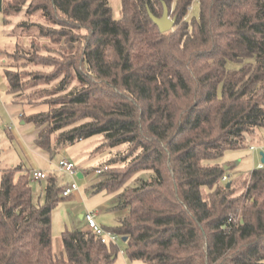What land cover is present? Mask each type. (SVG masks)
Here are the masks:
<instances>
[{
  "label": "trees",
  "instance_id": "16d2710c",
  "mask_svg": "<svg viewBox=\"0 0 264 264\" xmlns=\"http://www.w3.org/2000/svg\"><path fill=\"white\" fill-rule=\"evenodd\" d=\"M163 5L176 18L166 32L149 15ZM2 10L4 24L22 18L0 54L35 145L50 157L96 135L109 153L126 146L94 188L136 175L108 229L126 238L129 260L264 264V164L235 185L229 166L203 162L264 128V0H120L117 19L108 0H2ZM30 180L21 164L0 171V264H118L117 244L87 225L64 228L54 253L64 186L47 173L40 203Z\"/></svg>",
  "mask_w": 264,
  "mask_h": 264
},
{
  "label": "rangeland",
  "instance_id": "374dc122",
  "mask_svg": "<svg viewBox=\"0 0 264 264\" xmlns=\"http://www.w3.org/2000/svg\"><path fill=\"white\" fill-rule=\"evenodd\" d=\"M108 1L111 6L112 16L115 19L119 18L120 0ZM191 6L190 16L197 17L198 8L196 2ZM4 16V11L1 9L0 49L8 51L16 41L10 30L22 18L10 17V23L4 24ZM170 17L172 16L170 15ZM5 60L6 57L0 54V90L2 86L6 85L4 76ZM49 86L52 85H48L47 87ZM73 86L74 84L71 83L69 89ZM69 89H66L65 92ZM61 93H64V91ZM38 108L45 110L46 107H37L35 110ZM20 121L19 117L15 119L9 117L0 100V171L20 164L30 170L33 166L37 165L33 153L20 132L21 128L29 124L21 125ZM103 142L104 138L102 135L84 138L60 149L50 157L48 173L55 175L58 186L65 187L67 184L75 182L79 190V198H75L71 194L63 199L61 198L60 206L62 204L64 207L62 213L66 216V221L64 222L67 223L69 229L86 226L84 221L79 218V215L87 211L96 212V222L107 229L113 227L117 223V220L126 214V209L119 207V195L126 186L131 185L136 175L130 177L121 187L113 191L97 190L94 188V185L103 178L102 175L95 173V168L105 165L111 157L119 155L126 150V146L123 145L113 149L109 153L107 149L100 147ZM251 147L254 149H251ZM260 152H264V128H257L252 134H247L242 147L226 150L220 157L204 160L203 162L210 165L229 166L226 169V173L229 176L228 181H232L235 185H241V182L248 176L249 172L256 168L257 164L261 163ZM61 158H66L73 163L76 168L74 174L70 175L58 171L57 164ZM79 170L83 172V176L80 178L77 176ZM30 184L34 201L42 203L45 180H30ZM117 246L118 254L116 261L118 264H147L143 261L129 260L127 258L125 255L126 243L121 240V237L117 240ZM61 248V238L53 234L52 249L54 253H58V250H61Z\"/></svg>",
  "mask_w": 264,
  "mask_h": 264
},
{
  "label": "crops",
  "instance_id": "0c3cea01",
  "mask_svg": "<svg viewBox=\"0 0 264 264\" xmlns=\"http://www.w3.org/2000/svg\"><path fill=\"white\" fill-rule=\"evenodd\" d=\"M0 100L2 102L3 107L5 108L6 113L9 115V117L11 119H15L16 117L20 116V113L22 112V107H21V105L12 102L11 96L6 91V85H4V87L2 86V89L0 90ZM20 124L26 125L27 123H23L22 121H20ZM20 132L24 136L26 143H27L29 149L31 150V152L33 153L34 159H35L36 164H37V165H35V167L33 166L30 170L36 168V169H40V170L48 173V170H49L48 168L50 165V156L46 151L40 149L39 147H37L35 145L34 140L37 136V130L35 129V127L32 124H29L28 126L21 128ZM256 166H258V164ZM79 173L82 177L83 176L82 170H79ZM71 195L74 196L75 198H79V190L75 191ZM59 206H60V203L57 206V208L54 209L52 212V237L54 234V235L59 236L61 238V236H60L61 231L64 228H68V227H67V223L64 222V221H66L65 220L66 216H65V214L62 213V209H64V207L62 206V204H61L62 207L61 206L59 207ZM81 215H82V218H80V219H82L84 221L83 214H81ZM84 223H85V221H84ZM61 250H62V248H61ZM61 250H58V253Z\"/></svg>",
  "mask_w": 264,
  "mask_h": 264
},
{
  "label": "built area",
  "instance_id": "2783aa9c",
  "mask_svg": "<svg viewBox=\"0 0 264 264\" xmlns=\"http://www.w3.org/2000/svg\"><path fill=\"white\" fill-rule=\"evenodd\" d=\"M192 6L189 7V12L191 11ZM251 149H254L251 147ZM263 163H259L258 167H262ZM58 171L66 174H74L76 171L75 166L71 161H69L66 158H61L57 164ZM107 169L106 166L103 167H97L95 168V173H101L103 170ZM47 173L45 171H42L40 169H32L30 170V178L31 180L41 181L44 180ZM228 179V176H223L222 181H225ZM78 190L77 184L75 182H72L70 184H67L61 191V196L67 197L70 194L74 193ZM83 219L86 223V225L95 233V235L100 239L102 243H115L117 244V240L119 239V236L114 233L113 231H110L108 229H105L101 225H99L96 222V212L94 211H87L83 214Z\"/></svg>",
  "mask_w": 264,
  "mask_h": 264
},
{
  "label": "water",
  "instance_id": "95a60500",
  "mask_svg": "<svg viewBox=\"0 0 264 264\" xmlns=\"http://www.w3.org/2000/svg\"><path fill=\"white\" fill-rule=\"evenodd\" d=\"M2 9V0H0V11ZM151 20L154 22V24L157 25L160 32H166L171 30L174 27L175 24V17H170L169 10L166 5H163V12L161 16L157 17L149 13ZM260 161L264 164V152H260ZM77 176L80 178V173L77 174ZM230 185V183H227V187ZM79 218H82V215H79ZM126 238L122 237V241H125Z\"/></svg>",
  "mask_w": 264,
  "mask_h": 264
}]
</instances>
